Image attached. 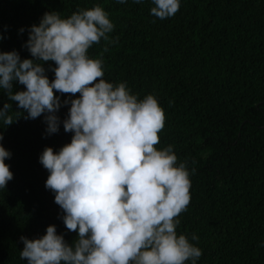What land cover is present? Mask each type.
<instances>
[{
  "label": "trees",
  "instance_id": "trees-1",
  "mask_svg": "<svg viewBox=\"0 0 264 264\" xmlns=\"http://www.w3.org/2000/svg\"><path fill=\"white\" fill-rule=\"evenodd\" d=\"M95 5L114 28L89 57L102 58L107 82L157 99L165 121L155 147L171 145L177 166L183 162L189 172L190 203L177 217V235L200 248L196 264H264V0H180L179 11L163 20L151 14L152 0H0V51L35 60L25 44L45 12L67 18ZM40 63L53 80L55 62ZM20 90L25 86L13 81ZM55 94L61 123L47 134L45 114L25 119L0 89V108L8 102L9 115H20L9 126L0 121L13 173L0 189V264H27L20 237H42L49 225L69 244L77 237L39 160L46 147L58 152L74 134L64 130L71 105L63 101L76 97Z\"/></svg>",
  "mask_w": 264,
  "mask_h": 264
},
{
  "label": "clouds",
  "instance_id": "clouds-1",
  "mask_svg": "<svg viewBox=\"0 0 264 264\" xmlns=\"http://www.w3.org/2000/svg\"><path fill=\"white\" fill-rule=\"evenodd\" d=\"M152 2L150 12L161 20L180 8V0ZM113 28L100 5L67 18L45 12L25 44L35 60H22L15 50L0 51V89L27 113L25 119L45 114L47 134L58 132L61 123L55 92L76 97L63 101L71 105L63 120L65 132L74 133L71 142L58 152L46 147L39 160L49 172L45 186L55 193L63 222L77 237L67 243L55 225L39 238L21 236L20 257L27 264H196L202 255L176 232L177 217L190 203L191 182L186 164L177 166L171 145L155 147L164 128L163 109L151 94L138 99L126 83L107 82L102 58L88 55L101 38L109 40ZM47 61L56 65L51 81L40 63ZM13 81L25 90L14 92ZM11 108L8 102L0 108L6 126L20 116L9 115ZM10 156L0 143V189L13 179L5 163Z\"/></svg>",
  "mask_w": 264,
  "mask_h": 264
}]
</instances>
